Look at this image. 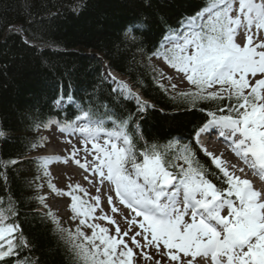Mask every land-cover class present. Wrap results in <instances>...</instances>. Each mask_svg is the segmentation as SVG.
Returning a JSON list of instances; mask_svg holds the SVG:
<instances>
[{
	"label": "snow or ice",
	"instance_id": "1",
	"mask_svg": "<svg viewBox=\"0 0 264 264\" xmlns=\"http://www.w3.org/2000/svg\"><path fill=\"white\" fill-rule=\"evenodd\" d=\"M198 19L201 23L182 36L171 40L166 37L165 47L154 54L163 55L172 68L195 86V92L181 95L210 101L222 100L225 94L229 100L235 98L236 103L228 107L230 114L209 111L210 119L195 131L194 138L199 143L200 136L211 135L212 130L221 136H233L235 154L264 179V0H213L210 8L185 18L189 25H195ZM134 27L129 25L126 30L133 40ZM239 30L244 31L243 44L236 42ZM119 83L128 96H136L126 84ZM136 99L138 112H143L149 105L138 96ZM218 111L223 113L224 109ZM104 115L112 122L111 129L104 126L103 120L94 119L92 112L81 109L80 115L74 121L64 122L60 131L72 129L84 137L83 151L91 155V163H81L80 149L75 146L71 159L98 176L102 184L109 182L114 186L109 192L114 191L115 198L134 213L128 224L129 231L132 226L140 229L130 237L131 244L141 250L138 256L151 260L152 256L143 249L154 247L168 257L169 264H200L201 259L210 264H264V189L258 191L249 179L230 172L227 162L207 149L205 154L223 174L225 188H218L208 178L189 146H184L177 156L183 163L170 164L155 146L141 152L143 160L138 161L127 131L131 117L114 119V114ZM53 159L59 157H40V164L46 169ZM8 163L15 165L17 161H0V166L6 167ZM231 167L235 169L236 165ZM238 171L243 173L244 168ZM49 187L58 191L51 183ZM67 194L72 199L73 219L82 217L79 225L92 229L90 236L79 226L75 233L59 229L61 233L67 231V244L76 259L83 264H133L137 254L124 239L129 231L122 233L116 225V235H111L100 224L88 223L100 204V196L92 197L95 204L83 207V200L71 191ZM39 199L43 203L44 198ZM107 201L113 212L118 211L113 195L108 194ZM224 211L226 214H222ZM16 215L11 198L7 207L0 200V262L15 258L16 264H31L28 258L20 260L21 250L30 249V243L19 224L11 222ZM47 215L52 217L51 212ZM100 219L116 223L106 215ZM52 220L59 225L54 217Z\"/></svg>",
	"mask_w": 264,
	"mask_h": 264
},
{
	"label": "trees",
	"instance_id": "2",
	"mask_svg": "<svg viewBox=\"0 0 264 264\" xmlns=\"http://www.w3.org/2000/svg\"><path fill=\"white\" fill-rule=\"evenodd\" d=\"M210 0H0V200L12 199L17 215L12 223L30 243L20 252L31 264H83L67 244L52 217L38 212L40 160L26 158L43 145L38 129L54 121L62 125L80 110L113 127L114 119L129 118L138 161L141 152L155 150L175 165L184 146L204 167L218 188H225L223 174L196 147L192 133L207 119L209 111L230 114L229 100L191 99L171 96L157 81L149 58L163 35L194 15ZM13 24L22 36L5 32ZM134 25L132 35H126ZM27 41V43H25ZM127 78L151 106L138 112V104L124 98L102 76V60ZM59 97L71 101L59 109ZM179 142L178 145L175 142ZM171 142V146H170ZM38 145L33 147V145ZM172 170V169H170ZM67 230L66 228H63ZM69 231V230H68ZM0 264H16L6 258Z\"/></svg>",
	"mask_w": 264,
	"mask_h": 264
},
{
	"label": "rangeland",
	"instance_id": "3",
	"mask_svg": "<svg viewBox=\"0 0 264 264\" xmlns=\"http://www.w3.org/2000/svg\"><path fill=\"white\" fill-rule=\"evenodd\" d=\"M200 23V20L195 21V25H189L187 23V28L180 36H182L191 27H195ZM175 38H170V40ZM167 46L171 47L170 44H167ZM153 64L157 69L158 80L161 82L168 93L178 94L196 91L195 86L191 85L187 81L184 74L179 73L168 66L163 58H154ZM120 82H123L124 84V79L121 78ZM117 84L120 83L117 82ZM173 85H175V88H173ZM215 88H219V85H216ZM225 96H227V94H225ZM45 134L49 143L47 147L40 153L46 156L53 154V157H59V159H53L47 164V167L45 169L47 175H42L43 178L39 181L40 191L42 192V195L46 201V206L52 212H55L57 217H60L62 221L71 224L76 228L77 226L81 227V229L90 236L92 233V229L84 225H79V220L82 217L73 219L74 213L70 207V205L72 204V199H70L71 196L67 193L69 191H71L73 194L77 193L76 196L81 199V196L79 194H81V192H84L85 201L90 206L95 204V201L92 199V197L100 196V204L96 208L95 212L91 214L92 218L88 219V223L100 224L102 227L107 228L109 230V234L111 235H116V225L120 227L122 233L124 231H129L130 226L128 224V220L133 218L134 213H132L129 208H127L124 204H121L119 200L115 198L114 191H112L111 193L109 192V190L114 186H112L109 182H105L102 184L98 176L94 177L91 171H86L85 169L79 167V165H77L71 159L70 154L72 152L73 146H75L77 149H80L78 159H80L81 163H85L86 161L88 163H91V155L86 154L83 151L84 137L81 136L79 132L78 134H75L72 130H70V132L62 133L59 129H49L47 132H45ZM88 147L90 149L91 145L89 144ZM49 149H51V151H49ZM229 171L232 172V168L229 167ZM85 177H87V179H85ZM50 183L54 185L55 189L58 191H54L53 188L49 187ZM77 185H79V188H81L83 191H78V189L76 188ZM97 188H100L102 191L98 192ZM108 194L113 195L114 206L118 209V211H112V206H110L107 201ZM101 215L111 217L112 220H114L116 223L111 224L107 220L100 219ZM97 231L99 230L97 229ZM137 231H140L139 227L132 226L131 231H129V236L124 237V239L129 243V246L133 247L134 253L137 254L133 257V264H156V261H160L161 264H169L168 257L162 256L161 253L157 252L154 247L143 249L144 252L152 256L151 260H146L142 256H138L141 250L135 248L131 244L130 240L131 235ZM138 239L141 238L138 237ZM97 243H99V241H97Z\"/></svg>",
	"mask_w": 264,
	"mask_h": 264
},
{
	"label": "bare ground",
	"instance_id": "4",
	"mask_svg": "<svg viewBox=\"0 0 264 264\" xmlns=\"http://www.w3.org/2000/svg\"><path fill=\"white\" fill-rule=\"evenodd\" d=\"M110 76H115V74H112ZM213 131V135L215 137H211L210 139V148L212 151H214L217 155H221L227 164L231 167V165H236V168L233 169L235 172H237L239 175L242 176V178L249 179L253 187L256 190H262L264 189V179H262L259 175H256L249 167L244 163L243 160H241L240 157H238L235 152L233 151L231 140L234 139L233 136H221L218 134V131ZM239 168H244V172L240 173L238 171Z\"/></svg>",
	"mask_w": 264,
	"mask_h": 264
}]
</instances>
